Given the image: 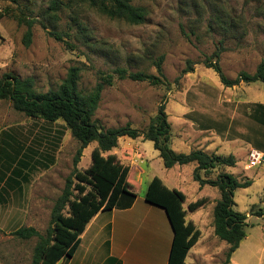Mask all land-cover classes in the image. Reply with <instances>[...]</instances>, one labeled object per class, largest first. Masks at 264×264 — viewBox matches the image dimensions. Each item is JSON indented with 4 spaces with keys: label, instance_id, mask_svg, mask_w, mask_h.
<instances>
[{
    "label": "rangeland",
    "instance_id": "rangeland-1",
    "mask_svg": "<svg viewBox=\"0 0 264 264\" xmlns=\"http://www.w3.org/2000/svg\"><path fill=\"white\" fill-rule=\"evenodd\" d=\"M49 1L0 0V77L6 72L31 77L35 90L45 92L55 89L71 66L79 67L80 89H91L101 76L111 74L93 116L104 127L128 122L144 130L164 99L172 141L178 140L177 134L192 138L198 131H210L220 140L226 135L223 155L237 154V163L224 171L240 181L251 180L248 187L234 191L233 208L247 215V226L233 255L242 264H264V84L257 80L225 87L203 62L218 51L228 78L239 71L254 72L264 59V0H130L147 11L138 25L81 7L74 14L86 28L83 36L88 43L69 10H62L56 23L42 18ZM20 15L36 20L28 46L22 42L26 25L17 21ZM52 29L67 31L73 47L49 35ZM159 55L163 60L158 85L118 78L114 72L125 68L157 76L153 62ZM189 120L195 128L185 124ZM78 145L62 120L27 117L15 111L10 100L0 99V264H30L37 238H17L13 231L25 226L44 232L74 167ZM95 146L91 142L82 150L79 170L90 165ZM116 147L118 152L127 147L131 151L136 171L132 167L129 179L136 197L143 199L150 175H163L158 151L141 137H121ZM256 149L262 151L261 162L249 165ZM215 176L216 170L208 173L211 179ZM181 182L191 201L195 197L188 188L191 175L182 174ZM134 211L139 214L140 207ZM227 247L225 242V252Z\"/></svg>",
    "mask_w": 264,
    "mask_h": 264
},
{
    "label": "trees",
    "instance_id": "trees-1",
    "mask_svg": "<svg viewBox=\"0 0 264 264\" xmlns=\"http://www.w3.org/2000/svg\"><path fill=\"white\" fill-rule=\"evenodd\" d=\"M81 7L93 9L110 19H119L135 25L143 23L147 14L144 7L134 5L130 0H50L42 18L56 23L60 20L59 13L67 9L71 12V21L78 26L79 33L83 36L86 28L74 14V10ZM17 21L26 25L22 42L28 46L36 20L20 15ZM37 21L43 28H47L42 21ZM47 33L67 47H73L67 31L52 29ZM83 38V41L88 43L84 36ZM218 58L219 53L215 51L203 62L206 67L213 69L225 87L257 80L264 84V59L257 64L253 73L239 71L234 78H228L223 73ZM162 60L163 55H159L153 62L157 76L142 71L127 72L125 68H115L114 72L118 78L127 77L134 81H147L158 85L162 83ZM78 81L79 67L76 66L69 67L65 78L55 89L45 92L35 90L31 77L21 78L11 72H6L0 77V99L10 100L13 109L27 117L47 122L62 120L72 137L79 143L73 158L74 167L65 178L62 191L54 201L44 232L40 233L33 227L25 226L13 231L17 238H37L30 264H55L62 257H71L80 243V235L86 224L97 212L112 209L122 195L135 198V186L128 180L129 165L120 162L115 154L104 155L117 146L120 137H141L152 141L166 168L175 164L196 163L192 173L193 180L200 186H214L219 192V198L212 210V225L215 236L228 245L221 264H229L232 253L246 236L247 226V215L233 208L234 191L251 184V180L240 181L233 174L224 171L225 167L234 166L235 157L232 154H208L201 149H193L187 153L173 150L170 147L171 126L167 120L164 99L144 130L134 128L128 122L116 127H104L93 116L103 86L111 83L112 75L101 76V82L88 90L80 89ZM91 142H96L90 153L91 163L84 170H79L76 165L82 150ZM215 170V178H209L208 173ZM144 199L164 210L171 227L172 240L166 264H185L186 254L197 241L199 231L191 221H185L186 211L182 206L185 201L184 193L167 188L159 178L154 177L147 185ZM206 202L207 197H201L190 202L187 209L193 211ZM260 214L258 212L257 215Z\"/></svg>",
    "mask_w": 264,
    "mask_h": 264
},
{
    "label": "crops",
    "instance_id": "crops-1",
    "mask_svg": "<svg viewBox=\"0 0 264 264\" xmlns=\"http://www.w3.org/2000/svg\"><path fill=\"white\" fill-rule=\"evenodd\" d=\"M186 123L195 128L192 121L189 120ZM172 138H170V145L176 146L175 151L187 153L193 149H201L208 154L214 153L221 156H225L222 150L227 143L225 139H228L226 135L222 137L224 140L217 139L210 131L195 132L192 138L177 134L178 140L175 142ZM236 139L235 137L233 140ZM121 149L118 152L117 147H114L104 155L115 154L120 162L129 165L128 180L130 181L132 167L136 171V165L132 166L133 156L128 147ZM256 150L259 153L262 152L259 149ZM229 154L237 158V154L233 152ZM126 160L130 161L126 162ZM195 167L194 162L175 164L170 168L165 167L162 170L163 175L153 173L147 182L157 177L167 188L180 190L185 195V201L182 204L186 211L185 221H191L199 231L197 241L186 254L185 264H221L225 254V241L215 236L212 225L213 206L219 198L216 196L215 189L217 188L209 184L200 186L197 181L193 180L192 173ZM184 173L191 175L188 188L195 195L191 201H187L186 190L181 182ZM209 191H213L214 195H209ZM201 197H207V202L189 211L187 205ZM137 205L138 209L140 207L141 212H138L140 215L134 211ZM134 215H136L135 218H133ZM171 240L172 230L162 208L146 202L144 197L141 199L136 196L130 198L122 195L112 209L101 210L88 221L73 255L62 257L55 264H166ZM229 264L242 263L232 253Z\"/></svg>",
    "mask_w": 264,
    "mask_h": 264
},
{
    "label": "built area",
    "instance_id": "built-area-1",
    "mask_svg": "<svg viewBox=\"0 0 264 264\" xmlns=\"http://www.w3.org/2000/svg\"><path fill=\"white\" fill-rule=\"evenodd\" d=\"M256 150H252L251 153H250V156H249V165H256L258 163L261 162V158L262 156L260 155V153L258 152V155H254V152Z\"/></svg>",
    "mask_w": 264,
    "mask_h": 264
},
{
    "label": "bare ground",
    "instance_id": "bare-ground-1",
    "mask_svg": "<svg viewBox=\"0 0 264 264\" xmlns=\"http://www.w3.org/2000/svg\"><path fill=\"white\" fill-rule=\"evenodd\" d=\"M254 155H258V152H257V151H255V152H254Z\"/></svg>",
    "mask_w": 264,
    "mask_h": 264
},
{
    "label": "water",
    "instance_id": "water-1",
    "mask_svg": "<svg viewBox=\"0 0 264 264\" xmlns=\"http://www.w3.org/2000/svg\"><path fill=\"white\" fill-rule=\"evenodd\" d=\"M264 158V157H263Z\"/></svg>",
    "mask_w": 264,
    "mask_h": 264
}]
</instances>
